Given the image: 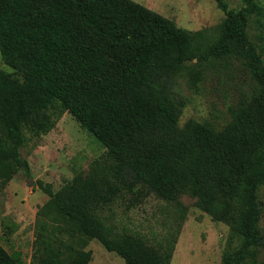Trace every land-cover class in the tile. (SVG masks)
I'll use <instances>...</instances> for the list:
<instances>
[{
    "label": "trees",
    "instance_id": "obj_1",
    "mask_svg": "<svg viewBox=\"0 0 264 264\" xmlns=\"http://www.w3.org/2000/svg\"><path fill=\"white\" fill-rule=\"evenodd\" d=\"M216 1L227 14L218 36L190 33L134 0H0V51L14 70L0 71L1 186L28 170L29 139L66 113L107 151L57 193L38 183L50 200L37 214L31 264H90L93 240L125 264H171L187 215L181 195L241 242L223 264H264V48L246 32L262 9ZM232 57L249 61L258 90L222 129L192 119L181 127V81L198 89L204 63ZM151 195L177 205L165 232L154 242L120 232L113 206ZM0 264L23 260L0 244Z\"/></svg>",
    "mask_w": 264,
    "mask_h": 264
},
{
    "label": "rangeland",
    "instance_id": "obj_2",
    "mask_svg": "<svg viewBox=\"0 0 264 264\" xmlns=\"http://www.w3.org/2000/svg\"><path fill=\"white\" fill-rule=\"evenodd\" d=\"M148 9L174 21L179 27L196 33L210 29L219 35L227 14L216 0H134ZM228 10L240 11L243 0H223ZM260 14L252 15L246 27L247 35L257 50L264 48V0H256ZM259 50V51H260ZM245 58H227L204 63L205 75L198 89L185 80L180 92L187 104L180 126L188 120L208 123L222 129L231 119L244 97L258 90ZM0 71L14 73L5 64L0 51ZM31 137L30 135H28ZM100 142L83 130L66 113L56 127L39 139L30 138L22 149L28 170H19L11 182L0 184V244L10 253H20L23 264H31L36 240L37 214L50 197L39 182L51 185L59 192L77 175L86 176L94 163L106 155ZM264 202V188L260 191ZM179 202L187 208L185 222L171 264H223L226 251L239 248L240 241L231 237L230 227L215 221L197 206V200L181 195ZM110 213L120 232L141 236L154 242L165 232V224L177 213V205L151 195L141 205L131 207L128 201L115 204ZM264 228V217L261 222ZM90 264H125L115 253L107 251L98 241H89ZM264 261V256L262 257Z\"/></svg>",
    "mask_w": 264,
    "mask_h": 264
}]
</instances>
